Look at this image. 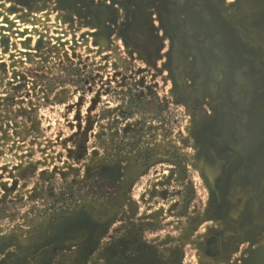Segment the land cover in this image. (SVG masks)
I'll use <instances>...</instances> for the list:
<instances>
[{
  "label": "rangeland",
  "instance_id": "1",
  "mask_svg": "<svg viewBox=\"0 0 264 264\" xmlns=\"http://www.w3.org/2000/svg\"><path fill=\"white\" fill-rule=\"evenodd\" d=\"M0 264H264V0H0Z\"/></svg>",
  "mask_w": 264,
  "mask_h": 264
}]
</instances>
